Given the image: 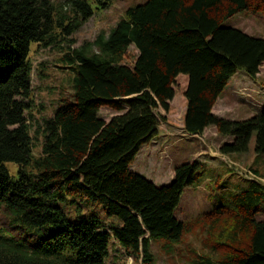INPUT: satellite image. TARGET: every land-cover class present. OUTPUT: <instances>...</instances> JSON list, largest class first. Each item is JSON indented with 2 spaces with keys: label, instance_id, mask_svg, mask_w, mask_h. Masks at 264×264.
<instances>
[{
  "label": "trees",
  "instance_id": "trees-1",
  "mask_svg": "<svg viewBox=\"0 0 264 264\" xmlns=\"http://www.w3.org/2000/svg\"><path fill=\"white\" fill-rule=\"evenodd\" d=\"M111 1L0 0V264H106L114 244L151 263V242H179L186 224L175 213L198 162L176 164L162 185L130 167L158 134L155 109L174 111L176 93L185 133L214 126L232 138L219 146L225 155L246 153L255 134L264 160V105L244 119L212 112L238 70L254 78L264 64V39L223 22L264 13V0H144L70 48L68 37ZM66 40L59 61L71 92L31 121V45ZM101 107L118 113L105 121ZM249 172L245 182L212 187L227 188L205 212L219 255L196 254L192 264H264V183Z\"/></svg>",
  "mask_w": 264,
  "mask_h": 264
},
{
  "label": "rangeland",
  "instance_id": "rangeland-1",
  "mask_svg": "<svg viewBox=\"0 0 264 264\" xmlns=\"http://www.w3.org/2000/svg\"><path fill=\"white\" fill-rule=\"evenodd\" d=\"M142 1L144 0H112L105 9L96 10L68 37L67 40H73L70 48L92 41L101 31L108 32L123 16L129 5ZM223 25L264 39V13L237 12L224 20ZM67 40L47 47L31 45L29 55L32 64L31 121H40L51 115L57 102L63 97H68L71 92L72 74L59 61L69 43ZM130 48L133 49L132 46ZM183 85L184 79L178 78L177 91L181 90ZM171 104L174 107L172 112H165L160 107L155 109L159 118L158 134L140 148L130 167L156 185H162L172 179L176 164L184 161L198 162L196 182L184 189L175 213L178 219L185 222L186 229L177 243L165 245L162 240L151 242V263H145L142 254L137 258L124 254L123 249L114 244L106 264H192L196 254L217 257L220 248H213L215 237L213 233L216 229L211 226V220L205 212L212 207L214 199L220 198L227 188L213 191L212 187L226 185L229 188L232 182H245L243 180L247 176L252 177L249 172L251 167L259 171L260 180L264 183V160L256 157L253 150L255 134L250 139L246 153L222 154L219 152V146L224 142H230L231 137L220 135L214 126H208L201 135L192 136L185 133L182 128L185 105L179 93H176ZM263 105L264 64L260 66L254 78L238 70L217 98L212 112L229 119H244ZM116 113L118 112L109 107L99 109V116L105 121ZM39 141H35L37 143L34 148L35 154L39 150L37 147ZM7 165L14 172L15 165L12 163Z\"/></svg>",
  "mask_w": 264,
  "mask_h": 264
}]
</instances>
